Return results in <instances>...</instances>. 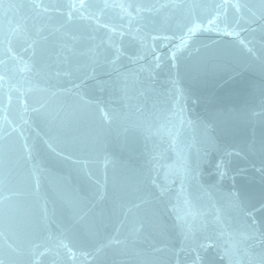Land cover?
Here are the masks:
<instances>
[{
    "label": "water",
    "instance_id": "1",
    "mask_svg": "<svg viewBox=\"0 0 264 264\" xmlns=\"http://www.w3.org/2000/svg\"><path fill=\"white\" fill-rule=\"evenodd\" d=\"M0 264H264V0H0Z\"/></svg>",
    "mask_w": 264,
    "mask_h": 264
}]
</instances>
